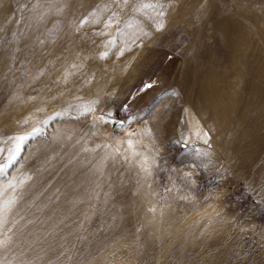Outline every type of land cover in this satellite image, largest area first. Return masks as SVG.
Listing matches in <instances>:
<instances>
[{
    "label": "rangeland",
    "instance_id": "rangeland-1",
    "mask_svg": "<svg viewBox=\"0 0 264 264\" xmlns=\"http://www.w3.org/2000/svg\"><path fill=\"white\" fill-rule=\"evenodd\" d=\"M36 3L0 0V264H264V0H171L161 31L126 9L107 36L75 29L111 0Z\"/></svg>",
    "mask_w": 264,
    "mask_h": 264
},
{
    "label": "snow or ice",
    "instance_id": "snow-or-ice-1",
    "mask_svg": "<svg viewBox=\"0 0 264 264\" xmlns=\"http://www.w3.org/2000/svg\"><path fill=\"white\" fill-rule=\"evenodd\" d=\"M48 12H56L60 13L63 11L62 8L59 7L58 0H45ZM113 5L115 6L116 10H113ZM171 6V0L168 3H165L164 0H111V3H106L103 5H97L96 9L89 12L88 16L82 18L79 23L76 25V31L79 32L85 25L87 24H100L103 23V30L96 32L95 35L98 36H107L109 31L113 25H119L121 22L120 14L124 12L126 9L130 10L131 13H139L142 14L148 19L152 26L155 27L156 31H161L165 27L164 17L166 15L167 9ZM42 7L40 0H37V3L32 6V11L36 12L38 17L42 18V14L38 11ZM105 13H110L104 18ZM127 27H131V24L128 21H124ZM117 32H120V28H116ZM139 31L142 35L148 36L150 35L149 32L144 31L143 27L139 28ZM139 37H135L132 39V42L135 43V39ZM105 48L108 49L109 46L115 47L116 40L114 38L109 39L105 42ZM130 50V49H127ZM125 48H121L119 51V55H123ZM109 56V51L105 50L100 54L101 59H106ZM82 66V65H81ZM73 68H77V65H72ZM71 74V73H69ZM146 88L152 87L151 84L145 86ZM196 136L200 137L201 132L196 131L194 133ZM130 135H136V133H131ZM203 136L206 137L207 133H203ZM25 137H17L18 141H23ZM207 143V139L204 141ZM127 143L131 147L133 145L132 140H128ZM145 171H148L145 169ZM186 198V197H182ZM11 201L7 202L3 206H0V214L6 213L9 210V205Z\"/></svg>",
    "mask_w": 264,
    "mask_h": 264
},
{
    "label": "bare ground",
    "instance_id": "bare-ground-1",
    "mask_svg": "<svg viewBox=\"0 0 264 264\" xmlns=\"http://www.w3.org/2000/svg\"><path fill=\"white\" fill-rule=\"evenodd\" d=\"M257 80H256V84H255V86L253 87V96H254V99L252 100V101H249V102H247L248 104L246 105V107L244 108V111L245 110H249V111H252L254 114L256 113V112H258L259 110H260V108H261V105H259L258 103H256V100H255V97L257 96V95H259V96H264L263 94H264V72L262 71V72H259V73H257ZM204 91V90H203ZM209 98H207V100H208ZM209 101V100H208ZM210 105V104H209ZM210 107H212V106H210ZM200 108L202 109V106H200ZM214 109H216L215 110V112L213 113V114H210V113H207V114H204V112L203 111H201V120H203L204 121V119H208V121H210V122H218L219 121V119L222 117V115L224 114L223 112H222V107H221V105H217V106H215V108ZM200 110V109H199ZM198 110V111H199ZM250 115H252L251 113H250ZM246 118H247V116L245 115V114H242V116H240L239 117V120H238V122H242V121H244V120H246ZM247 121V120H246ZM218 132V131H217ZM245 132L246 133H249V134H251L252 135V129L251 128H247L246 130H245ZM244 132V133H245ZM237 133H239V130H237V129H235L234 131H233V135H235V136H237ZM247 139V138H246ZM252 140V139H251ZM250 140V141H251ZM248 141V139L245 141V142H247ZM250 143V142H249ZM245 144V143H244Z\"/></svg>",
    "mask_w": 264,
    "mask_h": 264
},
{
    "label": "water",
    "instance_id": "water-1",
    "mask_svg": "<svg viewBox=\"0 0 264 264\" xmlns=\"http://www.w3.org/2000/svg\"><path fill=\"white\" fill-rule=\"evenodd\" d=\"M103 117L108 119L109 121H111L113 125H116L118 123H123L124 122L123 119H120V118H117V117H114V116H111V115H107V114H104Z\"/></svg>",
    "mask_w": 264,
    "mask_h": 264
}]
</instances>
